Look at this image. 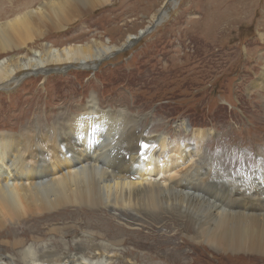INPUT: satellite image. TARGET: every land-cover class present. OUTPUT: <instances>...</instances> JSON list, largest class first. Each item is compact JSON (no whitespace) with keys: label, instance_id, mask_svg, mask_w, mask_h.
<instances>
[{"label":"rangeland","instance_id":"rangeland-1","mask_svg":"<svg viewBox=\"0 0 264 264\" xmlns=\"http://www.w3.org/2000/svg\"><path fill=\"white\" fill-rule=\"evenodd\" d=\"M45 1L0 0V23L40 8ZM234 1L110 0L94 10L81 11V6L77 7L76 17L60 30L44 25V36L26 42L22 49L0 54V60L10 55L31 57V50L38 51L45 44L56 49L94 44L115 49L98 60L88 61V68L71 63L50 65L34 73L31 69L23 70L10 82H4L0 86V131H9V127L27 131L32 126L37 134L46 132L49 119L59 115L67 122L84 114L92 102L97 111L135 117L136 129L145 137L177 138L181 143H189L194 151L199 147L201 162L209 163L219 175L210 186L201 184L192 191L207 192V200L216 206L217 200L233 201L228 199L229 189L224 193L217 187L224 178L239 183L264 172V95L253 86L261 71L259 61L264 58V0H256L246 18L239 15L244 20L239 22L235 36L219 37L217 20L226 21L233 16L237 10L233 8ZM159 11L164 13L161 19L152 20ZM139 33L142 35L137 41L127 42ZM195 129L205 132V136L194 138ZM163 176L159 180L165 183ZM163 212L165 208H140L132 214L130 208L119 212L107 209L94 217L83 210L61 212L50 221L21 219L2 230L0 242L14 236L25 241L23 250L48 245L52 250H67L73 255L81 250L83 254L78 257L84 256L88 264L255 263L251 257L221 253L195 243L182 227L170 221L161 222ZM187 213L183 217L197 227L196 215ZM55 227L62 233H51ZM153 239L174 242L182 248L146 251L133 245L135 241ZM191 245L200 251L196 253ZM0 248L13 255L1 243ZM150 252L162 256L158 259L154 254L147 255ZM100 253L102 257L89 262L92 255ZM185 253L186 262L182 258ZM217 255L224 257L219 260ZM7 260L15 264L11 258Z\"/></svg>","mask_w":264,"mask_h":264},{"label":"bare ground","instance_id":"bare-ground-1","mask_svg":"<svg viewBox=\"0 0 264 264\" xmlns=\"http://www.w3.org/2000/svg\"><path fill=\"white\" fill-rule=\"evenodd\" d=\"M109 1L46 0L40 8L17 14L0 23V54L22 49L26 42L41 38L45 35L41 28L46 24L51 30L62 29L76 17L77 7L81 6L80 10H94ZM255 2L235 0L233 8H237V14L233 13L226 21L217 20L219 37L227 39L228 36H235L239 32V22L242 23V19L249 15L248 12H252ZM161 13H154L152 20L162 16ZM242 14L244 18L239 17ZM128 40L133 42V39ZM114 49L103 44L70 45L61 49L45 44L38 51L31 50V57L5 56L0 60V86L27 69L34 73L46 66L68 63L88 68V63ZM259 62L261 71L253 86L264 95V58ZM262 99L264 104V97ZM84 113L67 122L59 118V115L54 116L49 119L46 132L42 130L39 134L35 127L30 126L33 129L29 128L16 136L0 135V235L3 229L9 228L8 225L17 220L50 221L51 217H58L61 212L65 214L67 211L85 210L96 217L95 214L104 213L107 209L119 212L130 208L132 214L140 208L151 211L165 208L166 212L159 217L161 222L170 221L182 227L195 243L204 244L221 253L248 256L254 264H264L263 171L253 179L248 178L239 183L224 178L217 187L224 193L229 189L228 199L233 201L222 200L219 203L217 200L216 206L207 200L210 198L207 192L197 194L192 191L201 184L210 186L219 175L209 163L201 162L199 147L196 146L194 151L192 146L188 147L189 143H181L177 138L166 140L164 136L145 137L137 131L138 120L135 117L121 112H99L92 102ZM22 117L26 119L28 116ZM198 132L192 130L194 138L202 139L205 132ZM162 176L163 180L166 178L165 183L159 180ZM175 177L179 179L175 180ZM129 211L126 218L129 217ZM186 211L193 217L196 215L198 219L194 218V221L198 222L197 227L190 225V221L183 217L188 216ZM173 213L179 216H171ZM164 215L168 216H165L167 220ZM169 223H164V226L167 227ZM60 230L55 227L51 233H62ZM148 241L144 242L146 244L135 241L133 245L146 251L153 248L174 249L175 246L182 248L174 242L170 244L160 239ZM24 242L22 238L9 236L0 243L12 251L13 255L0 248V256L3 259L11 258L15 264H71L77 260L78 255L83 254L81 250L77 251L78 255L67 250H52L51 245L31 251H28L31 248L23 250ZM191 247L196 248V253L200 251L196 245ZM152 254L156 253H147ZM98 256L102 257V254ZM161 256L155 255L158 259ZM96 257L92 255V258ZM223 257L217 255L219 260ZM182 258L187 261L186 253L182 254Z\"/></svg>","mask_w":264,"mask_h":264},{"label":"water","instance_id":"water-1","mask_svg":"<svg viewBox=\"0 0 264 264\" xmlns=\"http://www.w3.org/2000/svg\"><path fill=\"white\" fill-rule=\"evenodd\" d=\"M156 24H157V23H156ZM139 35H142V33H139L138 36H139Z\"/></svg>","mask_w":264,"mask_h":264}]
</instances>
